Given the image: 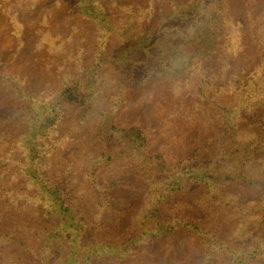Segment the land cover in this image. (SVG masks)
<instances>
[{"label":"trees","instance_id":"1","mask_svg":"<svg viewBox=\"0 0 264 264\" xmlns=\"http://www.w3.org/2000/svg\"><path fill=\"white\" fill-rule=\"evenodd\" d=\"M32 9L0 0V20L18 10L30 22ZM63 16L78 19L75 32L37 47V66L51 64L41 88L24 86L29 58L7 75L18 104L0 77V264H264V8L246 16L258 62L225 83L205 62L221 38L233 52L243 45L245 21L227 0H71ZM83 19L96 25L91 46ZM45 21L63 24L40 12L36 30L23 23L25 41ZM175 35L178 53L153 58ZM167 73L196 83L195 107L212 131L171 167L147 153L141 128L113 119L127 89ZM100 98L105 106L94 109ZM192 184L200 193L180 196ZM122 217L128 223L111 231Z\"/></svg>","mask_w":264,"mask_h":264},{"label":"rangeland","instance_id":"2","mask_svg":"<svg viewBox=\"0 0 264 264\" xmlns=\"http://www.w3.org/2000/svg\"><path fill=\"white\" fill-rule=\"evenodd\" d=\"M55 1L57 0H28V3H33V14L30 22L25 18L26 14L18 12V10H9V12L1 14L5 19L0 20V57L2 58V61L0 60V77L1 81L4 82L2 84L4 93L14 99V105L18 104L19 101L15 102L16 93L12 87V82L7 80V75H16V70L20 71L29 58L34 63L30 65L28 62L27 65L33 67V70L26 69L29 73L24 78V86L27 91L30 87L41 88L43 78L40 75L44 74L47 71L46 68L51 64L49 61H43L44 67L37 66L35 63V60H38L36 56L37 47L46 46L50 50L56 43L60 44L63 39L69 41L68 33L71 32L73 24L78 20L73 17L65 19L63 16L71 0H61L63 6L60 7L58 12L51 10ZM227 4L230 13L242 17L245 21L242 36L243 45L238 50L234 48L237 52H233L229 48L226 49L225 38L219 40L220 45L216 47V51L205 62L206 65L210 66L209 72L214 74V80L217 83H225L232 73H246L252 70L260 57L253 38V26L249 25L246 16L249 13L262 10L264 0H227ZM40 12L43 16L48 14L57 19L62 17L64 25L58 27L45 21L44 26L39 29L38 33L31 30L33 34L25 41L27 37L24 35L23 23H28V28L36 30L35 26ZM94 24L95 22L92 19H89V21L83 19L78 22V26L82 28L81 32H84L85 36L90 39V46L93 45L95 36L96 25ZM55 32L60 33L61 36H58ZM72 32L75 31L72 30ZM56 37L60 41H57ZM37 39L40 40L38 43ZM44 40H46V45H44ZM237 40V34L233 33L230 42L234 44ZM162 41L164 43H160L154 49L153 58L163 59L167 55L178 53L176 47L180 45L179 37L175 35ZM108 49L111 48L108 47ZM6 55H10V57L3 58ZM55 60L60 62L62 57ZM225 60H227L226 67H224ZM58 64L61 65V63ZM133 64L136 65V63ZM52 71L49 74H52ZM75 71H80V68L77 66ZM162 71L165 72L166 69L162 68ZM171 76L174 75L167 73L164 77L154 81L149 87L127 89L124 93V100L118 105L119 111L113 118L114 123L118 126H137L141 128L146 133L149 143L147 153H160L169 167L203 145L204 138L212 132L211 129H206L204 117L195 107L196 83L190 82L183 85L186 82H180L182 78L177 76V78L172 79ZM1 91L3 90L0 89ZM105 103L106 99H98L94 103V109H102ZM69 123L75 125L72 121ZM67 129L69 131L71 128ZM215 150V147L208 149V151ZM204 152L205 150L202 151V154ZM201 189V184H192L190 188L182 191L180 196L194 197L200 193ZM92 203L91 199L88 198L84 206L89 216L93 211ZM124 223L128 222L126 220L124 222V217H122L120 227L115 229V224L111 221L108 228L114 232L118 229L122 230Z\"/></svg>","mask_w":264,"mask_h":264}]
</instances>
